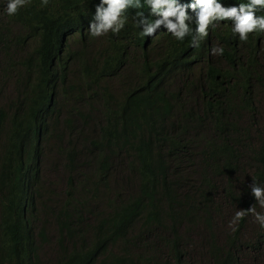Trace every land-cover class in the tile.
Masks as SVG:
<instances>
[{
	"label": "trees",
	"instance_id": "16d2710c",
	"mask_svg": "<svg viewBox=\"0 0 264 264\" xmlns=\"http://www.w3.org/2000/svg\"><path fill=\"white\" fill-rule=\"evenodd\" d=\"M30 4L0 5V264L255 263L253 215L220 237L214 219L264 212L248 187L264 186V37H91L63 56Z\"/></svg>",
	"mask_w": 264,
	"mask_h": 264
},
{
	"label": "clouds",
	"instance_id": "9594fccd",
	"mask_svg": "<svg viewBox=\"0 0 264 264\" xmlns=\"http://www.w3.org/2000/svg\"><path fill=\"white\" fill-rule=\"evenodd\" d=\"M54 1L0 0V5L9 17L28 3L50 8L51 26L44 43L63 56L73 41L91 37L121 40L135 52L148 50L170 36L177 41L187 36L194 49L204 41L210 46L216 43L213 32L222 26L229 27L240 41L256 35L260 42L264 37V0H58L57 6L50 4ZM210 53L222 54L223 48L214 46ZM248 187L255 204L264 208V186L253 180ZM249 213L264 228V212L253 205L237 210L232 222Z\"/></svg>",
	"mask_w": 264,
	"mask_h": 264
},
{
	"label": "rangeland",
	"instance_id": "374dc122",
	"mask_svg": "<svg viewBox=\"0 0 264 264\" xmlns=\"http://www.w3.org/2000/svg\"><path fill=\"white\" fill-rule=\"evenodd\" d=\"M7 90H11V89L7 86ZM9 93H11V92H9ZM259 99H263V96L259 95L258 98L256 99V101ZM259 103H262L263 107H264V101L259 100ZM232 216H233L232 212L230 210H228V208H227L226 210L223 209V213H221L219 216L215 217V219H214L215 220V228H216V231L218 233V237L222 236L223 233L227 232L232 227V224H233ZM254 225H255V220H254V217L252 216L246 222V224L244 225V229H242V231H241V237L243 240L248 239V236L251 235V229L254 230ZM258 251L261 253L257 254L255 263H253L252 260L249 259V255H246V257L242 256L241 264H264V250H258ZM247 253H249V252H247ZM251 254H254V253H251Z\"/></svg>",
	"mask_w": 264,
	"mask_h": 264
}]
</instances>
